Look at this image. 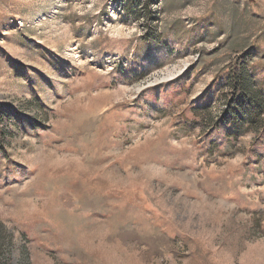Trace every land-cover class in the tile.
Instances as JSON below:
<instances>
[{
	"label": "rangeland",
	"instance_id": "374dc122",
	"mask_svg": "<svg viewBox=\"0 0 264 264\" xmlns=\"http://www.w3.org/2000/svg\"><path fill=\"white\" fill-rule=\"evenodd\" d=\"M0 264H264V0H0Z\"/></svg>",
	"mask_w": 264,
	"mask_h": 264
},
{
	"label": "bare ground",
	"instance_id": "6f19581e",
	"mask_svg": "<svg viewBox=\"0 0 264 264\" xmlns=\"http://www.w3.org/2000/svg\"><path fill=\"white\" fill-rule=\"evenodd\" d=\"M173 72H174V71H173ZM173 72L169 71V74H168V75H169V76L173 75Z\"/></svg>",
	"mask_w": 264,
	"mask_h": 264
},
{
	"label": "trees",
	"instance_id": "16d2710c",
	"mask_svg": "<svg viewBox=\"0 0 264 264\" xmlns=\"http://www.w3.org/2000/svg\"><path fill=\"white\" fill-rule=\"evenodd\" d=\"M232 109H231V107H230V111H231Z\"/></svg>",
	"mask_w": 264,
	"mask_h": 264
}]
</instances>
